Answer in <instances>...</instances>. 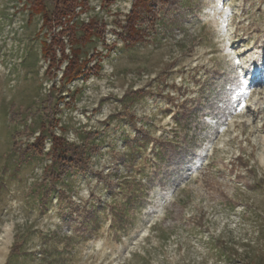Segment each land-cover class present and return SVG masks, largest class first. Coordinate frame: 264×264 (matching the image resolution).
I'll use <instances>...</instances> for the list:
<instances>
[{"label":"rangeland","instance_id":"1","mask_svg":"<svg viewBox=\"0 0 264 264\" xmlns=\"http://www.w3.org/2000/svg\"><path fill=\"white\" fill-rule=\"evenodd\" d=\"M87 1L102 69L62 88L41 50L60 28L0 0V264H264V0L159 2L136 44L132 0ZM52 114L100 148L55 188L48 157L14 150Z\"/></svg>","mask_w":264,"mask_h":264},{"label":"trees","instance_id":"2","mask_svg":"<svg viewBox=\"0 0 264 264\" xmlns=\"http://www.w3.org/2000/svg\"><path fill=\"white\" fill-rule=\"evenodd\" d=\"M115 1L101 0V7L108 8ZM169 1L171 0H132L131 8L125 15L124 22H117L121 28L119 36L124 43L136 44L144 41L145 31L142 24L146 19L155 16L159 2ZM25 4L30 11L29 21L39 15L42 18V26L51 25L53 28H60L58 34L50 36V39L46 38L42 42L41 50L48 60L47 72L53 78L57 75L56 71L61 68L64 62H67L62 69V88L77 79L99 73L102 69V60L98 55H92L87 59V53L84 54L83 47L94 36L103 40L107 24L94 18L80 26L75 23V18L87 8V0H26ZM49 4L52 5V10ZM79 29H83L82 33L78 31ZM65 36H67V43L64 41ZM68 45L70 53L66 52ZM57 49H59L61 57H58ZM94 58H96L95 63L90 65ZM213 108L215 109V106ZM17 117L18 112H13V120H16ZM26 122L27 120L24 121L23 132H20L19 135L24 134L27 138L34 136L35 140L28 141L24 147H22L21 141H17L14 150L18 153L19 158L25 157L27 153L48 157L50 164L47 167V178L54 188L58 182L64 180L71 169L85 168L89 164L91 154L100 149L98 144L94 143V133H86L81 143L69 142L63 135L56 134L53 127L58 120L54 114L47 115L46 121H41L39 127H37L36 121L32 122V126ZM37 132L39 134L35 136ZM138 133L141 132L138 131ZM46 140L51 143L48 151H44ZM16 246L15 248L18 249V245Z\"/></svg>","mask_w":264,"mask_h":264}]
</instances>
